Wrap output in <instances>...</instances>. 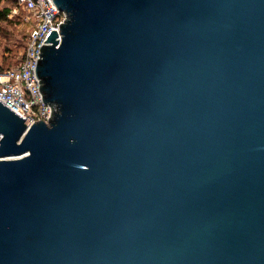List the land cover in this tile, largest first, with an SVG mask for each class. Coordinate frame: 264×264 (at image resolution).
<instances>
[{"label":"water","instance_id":"95a60500","mask_svg":"<svg viewBox=\"0 0 264 264\" xmlns=\"http://www.w3.org/2000/svg\"><path fill=\"white\" fill-rule=\"evenodd\" d=\"M47 122L0 103V264H264V0H52Z\"/></svg>","mask_w":264,"mask_h":264},{"label":"built area","instance_id":"2783aa9c","mask_svg":"<svg viewBox=\"0 0 264 264\" xmlns=\"http://www.w3.org/2000/svg\"><path fill=\"white\" fill-rule=\"evenodd\" d=\"M31 20V28L14 67H0V103L22 117L26 127L37 121L47 122L51 107L42 101L40 83L34 67L41 45L51 30L58 33L65 14L52 0H17ZM60 38V36H59Z\"/></svg>","mask_w":264,"mask_h":264},{"label":"rangeland","instance_id":"374dc122","mask_svg":"<svg viewBox=\"0 0 264 264\" xmlns=\"http://www.w3.org/2000/svg\"><path fill=\"white\" fill-rule=\"evenodd\" d=\"M12 8L7 19L0 22V67H14L20 60L22 46L31 28V20L21 7L3 2L0 9Z\"/></svg>","mask_w":264,"mask_h":264},{"label":"trees","instance_id":"16d2710c","mask_svg":"<svg viewBox=\"0 0 264 264\" xmlns=\"http://www.w3.org/2000/svg\"><path fill=\"white\" fill-rule=\"evenodd\" d=\"M3 2L9 3V4H14V8L19 7L17 4V0H0V4H2ZM12 8H8V7H4L2 9H0V22H9V20L7 19V16L9 15L10 11Z\"/></svg>","mask_w":264,"mask_h":264}]
</instances>
